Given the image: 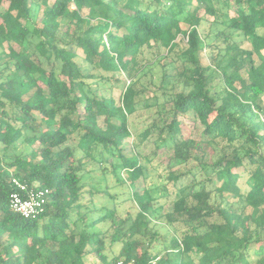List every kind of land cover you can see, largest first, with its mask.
I'll return each mask as SVG.
<instances>
[{
	"label": "trees",
	"instance_id": "16d2710c",
	"mask_svg": "<svg viewBox=\"0 0 264 264\" xmlns=\"http://www.w3.org/2000/svg\"><path fill=\"white\" fill-rule=\"evenodd\" d=\"M154 1L0 0V264H264V0ZM201 8L215 30L200 29ZM146 48L161 56L159 82L143 80ZM175 79L181 90L169 89ZM117 85L119 100L107 91ZM141 105L143 136L130 122ZM150 137L153 156L173 152L165 170L177 189L160 216L169 186H146L135 150ZM21 142L29 148L19 151ZM89 160L130 187L143 179L144 191H133L136 227H119L115 206L84 203ZM14 177L50 190L42 213L11 208ZM153 217L172 231L159 251ZM107 220L111 258L109 229H96Z\"/></svg>",
	"mask_w": 264,
	"mask_h": 264
},
{
	"label": "rangeland",
	"instance_id": "374dc122",
	"mask_svg": "<svg viewBox=\"0 0 264 264\" xmlns=\"http://www.w3.org/2000/svg\"><path fill=\"white\" fill-rule=\"evenodd\" d=\"M194 3V0H193ZM154 0H143L142 6L145 8L147 6H155ZM199 16H203L205 20L201 24V30L202 32H209L215 30L218 25H214V18L211 15H208L204 12V9L201 8L199 11ZM181 26L184 30H187L189 28V25L182 22ZM179 38H184L183 35H180ZM243 46L246 48H250V43L244 42ZM183 47V44L181 45V48ZM264 53V51H263ZM199 55L201 58V62L203 65L209 64L205 44L203 43L201 45V49L199 51ZM143 58L145 59L146 63L148 64L147 69L144 72L143 80L144 81H150V82H159V76L161 75V66L158 63L160 59V54L157 53L154 50L145 49L142 53ZM151 71L153 72V75L151 74ZM169 89L176 88L178 90L182 89V84L180 82H177V80H171L168 83ZM108 92H111L113 96L119 100L120 94H121V87L119 85L109 87L107 90ZM260 101L264 103V94L260 97ZM143 105L140 106V109L135 112L130 117V122L132 126V130H139L138 135L143 136L145 133V130L148 126L149 122V112L147 109L142 108ZM194 135L198 134V130L194 128ZM142 134V135H141ZM140 137L136 138V142L140 141ZM19 151H25L29 148V145L26 143H20L18 144ZM156 148V142L154 140V137L148 138L146 141L140 143L138 146L135 147V150L139 152L141 156L142 164H144L147 168V174L149 175L146 181V186L150 187L151 189H154L155 187H159L157 194H163L165 190L163 189L162 185L163 183L169 186V193L170 197H164L162 198L163 209L160 210L159 216L161 214H164L171 205V197L174 196L176 192V187L172 185L170 181H167V173L165 170V166L169 164V162L172 159L173 152L171 149L166 148L165 146L159 149V152L157 156H153V151ZM96 157L99 156L96 154ZM88 160V158H87ZM177 168V167H176ZM87 170L89 171L85 177H84V191H85V198L84 203L93 208V206H96L97 208H103L108 207H116L117 208V214L114 219L115 222H118L117 225H120L125 228V230H128L134 223V216L138 211V206L136 202L133 200V191L134 190H140L141 192L144 191L145 184L143 179H139L135 187H130L128 183H121L115 173L112 171V168L109 164H100V161H92L89 160L87 163ZM234 172L236 175H240V183L246 178L247 174L242 172V167H238L234 169ZM122 179H125V176L123 174H120ZM215 183L217 185L220 184L219 181L215 179ZM244 188H247V185L245 183H242ZM92 189L99 190L98 193H95V195H90L88 190ZM111 195H114L115 198H112ZM93 197V198H92ZM92 200L94 202V205L90 202ZM229 201H236L235 198L230 197L228 199ZM259 198L256 197L255 204H254V217L259 219L260 222H262V212L261 208L262 205H259ZM84 212L87 211V208L83 210ZM100 213L90 211L89 215L90 217H97ZM156 228L161 233V239L155 240L152 243V247L154 251H159L160 249L164 248V241L167 239L169 240L172 236V231L170 228L166 227V224H164V220L161 218H155ZM112 221L107 220L105 222H100L97 224L96 229L100 231H108L107 234V253L109 254V257H112V253L110 252V240H111V234L114 233L115 228H113ZM136 227V225H133ZM165 236V237H164ZM149 238H146V241H148ZM148 245L147 242L144 243V248ZM122 246V242L119 241V243L116 244L114 249L119 250ZM90 264H94L93 261H89ZM101 264V263H98Z\"/></svg>",
	"mask_w": 264,
	"mask_h": 264
},
{
	"label": "built area",
	"instance_id": "2783aa9c",
	"mask_svg": "<svg viewBox=\"0 0 264 264\" xmlns=\"http://www.w3.org/2000/svg\"><path fill=\"white\" fill-rule=\"evenodd\" d=\"M72 7H76L74 3ZM13 184L15 186V190L12 192L10 197V206L16 213L25 218H31L44 211L50 193L48 188H33L27 183H23L16 177L13 178ZM118 264L125 263L121 260ZM127 264L136 263L134 261H130Z\"/></svg>",
	"mask_w": 264,
	"mask_h": 264
}]
</instances>
